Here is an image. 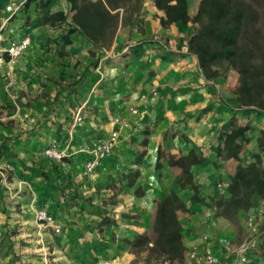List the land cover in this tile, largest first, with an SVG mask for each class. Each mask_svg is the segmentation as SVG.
Masks as SVG:
<instances>
[{"label": "crops", "instance_id": "crops-1", "mask_svg": "<svg viewBox=\"0 0 264 264\" xmlns=\"http://www.w3.org/2000/svg\"><path fill=\"white\" fill-rule=\"evenodd\" d=\"M3 2L6 0L0 1V43L4 45L23 36L30 38L29 47L20 57L0 67V104L7 101L12 105L18 101L17 114L35 117V132L23 144L34 146L39 133L41 141H59L56 148L69 152V139L62 141L69 134L68 116L74 107L84 117L91 116L82 129L74 130V145L88 146L106 138L116 128L114 119L119 118L128 121L130 127L120 131L118 147L128 148L132 139L143 138L141 144H134L143 162L137 166L134 183L144 192L139 204L146 209L142 211L140 206L136 209L144 217L152 214L154 200L165 197L170 188H177L178 181L168 176L169 172L177 173L166 163L168 153L187 154L191 149L201 152L204 161L192 168L201 196L207 203L211 197H228L227 187L241 163L243 149L238 160L224 159L218 149L223 147L225 136L218 133L236 120L238 124L249 125L245 135L248 137L251 131L255 136L250 137L251 143H256L257 133H264V113L238 105L228 75L205 77L187 45L196 30L195 24L176 22L163 27L160 22L163 14L155 7L154 0H144L133 22L117 31L111 45L102 47L79 31L69 32L72 13L65 0H26V13H20L21 9L12 17L4 11ZM54 12H63L65 22H57L59 27L57 23L43 24L42 17ZM65 39L69 42L65 43ZM8 69L14 77L10 85L5 75ZM212 80L220 83V91L212 85ZM153 91L157 92L156 96ZM131 107H136L138 114L130 115ZM8 143L5 141L3 145ZM33 153L29 151L22 159L33 161L36 167L54 165L50 159ZM69 154L68 168L60 171L61 178L80 179L76 164L81 155L85 160L86 154ZM104 203L102 199L98 205ZM249 214L258 225H264V197L256 198L254 205L236 214L234 220L217 216L211 204L190 203L187 212H178L187 252L200 246L201 237L208 236L212 239L210 250L222 255L221 242L236 243L241 227L245 234L244 218ZM9 239L12 237H5L7 242ZM263 240L264 235L262 248ZM183 264L193 263L185 255ZM229 264H264V256L256 249L245 263L231 258Z\"/></svg>", "mask_w": 264, "mask_h": 264}, {"label": "rangeland", "instance_id": "rangeland-1", "mask_svg": "<svg viewBox=\"0 0 264 264\" xmlns=\"http://www.w3.org/2000/svg\"><path fill=\"white\" fill-rule=\"evenodd\" d=\"M187 1L188 11L193 16L199 0ZM249 1L260 10L254 31L258 46L264 52V0ZM26 11L27 6L24 4L20 13ZM37 15L41 17L40 13ZM8 70L13 82L12 70ZM220 72L224 77L229 76L230 87L234 91L238 84V73L224 68H220ZM212 85L220 91L218 81L212 80ZM22 103L25 104L24 101ZM18 106V101L12 105L7 104V101L0 104V264H167L163 258H156V254L144 246L133 249L129 244L139 234L146 233L153 238V211L144 217L143 212L136 210L139 206H145L139 204L144 192L135 183L132 186L128 184L131 179L136 182L137 166L143 164L141 152L134 145L141 144L143 138L137 141L132 139L128 148L116 146L106 157L109 160L105 159L90 173L85 171L81 155L76 164L81 178H61L60 171L68 168L67 161L71 157L69 153L84 154L90 145L72 143L74 130L82 129L91 116L84 117L82 111L75 107L68 116L69 134L62 142L69 139L70 151L59 149L64 154L61 163L48 158L44 153L51 146L57 147L59 141H41V135L37 132L34 146L23 144L30 133L35 132V117L17 114ZM79 112L81 121L77 123L75 119ZM231 123L238 122L235 120ZM230 124L222 127L218 134H224ZM247 134L248 141L243 142V164H247L256 152L264 154V149H259L257 144L259 140L264 141V133H257L256 143H251L250 137L254 138V134L251 131ZM5 141L9 142L6 146L3 145ZM29 151H34V156L50 159L54 165L49 168L44 165L36 167L33 161H24L22 158L27 157ZM5 152L8 153L3 157ZM168 176L177 179L176 173L169 172ZM138 187L140 190H137ZM102 191H106V194L102 195ZM181 195L184 193L181 192ZM102 199H105V203L99 206L98 202ZM40 209L46 210L60 225L59 232L51 225L37 221L36 213ZM144 209L142 207V211ZM230 219L234 220L235 216L231 215ZM259 228L257 250L264 256V247L261 246L264 225L259 224ZM243 233L241 227L236 243L242 240ZM6 236L12 237V240L7 242ZM9 251H16L17 254L12 256Z\"/></svg>", "mask_w": 264, "mask_h": 264}, {"label": "trees", "instance_id": "trees-1", "mask_svg": "<svg viewBox=\"0 0 264 264\" xmlns=\"http://www.w3.org/2000/svg\"><path fill=\"white\" fill-rule=\"evenodd\" d=\"M65 1L72 13L69 32L79 31L87 40L102 47L111 45L117 31L133 22L144 3V0ZM154 5L163 14L160 17L163 27L176 22L196 25L187 45L205 77L220 75V68L235 70L238 84L234 94L238 105L264 113V52L258 46L254 31L260 10L253 2L199 0L193 16L189 14L187 0H154ZM66 19L63 12H54L44 15L42 22L54 26ZM68 42L65 39V43ZM249 129L247 124L231 123L224 133L223 147H219L218 154L224 159L238 160L243 142L248 141L245 133ZM257 144L259 149H264L263 140ZM263 157V152H256L249 163L238 164L227 187L228 197H211L207 203L192 172L194 166L204 161L203 154L195 149L181 155L168 153L165 160L177 171V188H170L165 197L154 200L153 238L143 233L129 244L133 249L144 246L167 264H183L187 249L178 212H187L190 203L211 204L217 216L229 219L231 215L248 211L256 198L264 197ZM128 184L133 185L134 180H129Z\"/></svg>", "mask_w": 264, "mask_h": 264}, {"label": "built area", "instance_id": "built-area-1", "mask_svg": "<svg viewBox=\"0 0 264 264\" xmlns=\"http://www.w3.org/2000/svg\"><path fill=\"white\" fill-rule=\"evenodd\" d=\"M25 2L26 0H6V2H3L4 11L12 17L22 9ZM68 10L70 12V6ZM29 44V36H23L19 40H9L4 45L0 43V67L5 63L12 64L29 47ZM5 74L8 76V85H10L9 70ZM152 94L156 96L157 92L153 91ZM130 114H138L137 108L131 107ZM75 121L77 123L81 121L80 112L77 114ZM113 122L116 128L112 129L106 138L92 143L85 149L86 158L84 160V169L86 172L90 173L100 166L101 162L118 145L120 131L127 129L129 126L128 121L119 118H115ZM44 153L48 158L62 163L64 154L55 146L47 148ZM36 214L37 221L51 225L56 232L60 231V225L55 222L46 210L40 209ZM245 230L244 237L238 243H230L226 240L222 241L223 253L219 256L215 255L208 247L212 243L211 237H201V247L198 245L189 250L186 254L187 260L193 264H229V260L234 258L241 263H245L248 260L249 254L257 249L258 237L260 235L259 225L253 215L249 214L246 217Z\"/></svg>", "mask_w": 264, "mask_h": 264}]
</instances>
